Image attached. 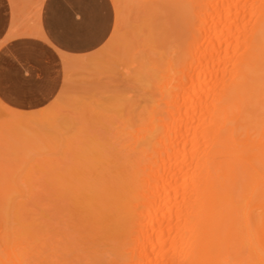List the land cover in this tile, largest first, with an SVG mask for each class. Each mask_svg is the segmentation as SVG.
Returning a JSON list of instances; mask_svg holds the SVG:
<instances>
[{"label":"bare ground","instance_id":"1","mask_svg":"<svg viewBox=\"0 0 264 264\" xmlns=\"http://www.w3.org/2000/svg\"><path fill=\"white\" fill-rule=\"evenodd\" d=\"M111 2L117 14L128 7L125 0ZM136 2L135 13L127 11L134 24L128 14L118 15L104 42L115 61L136 64L134 92L125 96L128 100L115 92L117 105L130 104V111L122 112L130 117L113 116L119 120L113 128L109 115L100 117L107 109H96L98 123L86 112L93 116L87 121L97 125L91 130L95 134L84 139L73 133L76 141H66L67 153L60 152L65 157L30 165L43 177L35 183L29 171L21 179L32 188L27 190L40 191L28 193L37 197L32 203H18L20 214L1 213L6 197L17 191L12 176L17 166L6 163L28 166L31 161L25 163L22 154L32 142L15 130L17 120L11 128L22 141L13 139L24 148L10 147L7 155L3 142L16 134L0 139V264H264V0ZM119 21L132 26L122 31L133 32L130 36L119 38L122 26L114 28ZM115 39L119 44L112 49ZM140 58L145 65L137 69ZM96 70L107 84L121 87L123 78L131 83L123 74ZM113 77L117 83L110 82ZM98 81L90 86L101 90L91 99L116 88L105 82L108 89H103ZM134 97L139 101L132 102ZM40 181L46 187L36 185ZM36 205L48 213L40 218L45 227L33 218ZM8 220L16 227L11 233Z\"/></svg>","mask_w":264,"mask_h":264},{"label":"rangeland","instance_id":"2","mask_svg":"<svg viewBox=\"0 0 264 264\" xmlns=\"http://www.w3.org/2000/svg\"><path fill=\"white\" fill-rule=\"evenodd\" d=\"M42 1L43 0H40L39 1V3H38V9L40 10V7H41V5H42ZM118 1H120V0H118ZM127 1H129V0H127ZM126 0H125V5H127L128 7L127 8H125L126 9V11L125 10H123L124 8H122L121 6V14H120V12H119V14H117L116 13V9H115V6H114V4L112 5V7H113V11H114V14H115V16H114V26L116 25V27H117V21L119 20L118 19V17L120 16L121 18L122 17H125V16H127L126 14H128V16L127 17H129V24L131 25V24H134V22H135V20H133L132 18L134 17V16H130V15H134V14H132V13H135V12H132V11H135V5L136 6H138L137 4H139L138 2H136V0H131V1H134V2H136L135 4H132V5H134V6H132L131 5V1H129V2H127ZM138 1V0H137ZM143 1H145V0H143ZM110 2H111V0H110ZM127 3H129L130 5H131V7H129V5L127 4ZM133 3V2H132ZM111 4H112V2H111ZM119 5H121V2H120V4ZM122 5H123V3H122ZM124 5V6H125ZM140 7H141V5H139ZM133 7H135V8H133ZM140 7H137V8H140ZM129 9V10H128ZM137 11H138V9H136ZM125 11V12H124ZM127 11H129V12H132V13H128ZM122 12H124V14L125 15H123V16H121L123 13ZM130 14V15H129ZM119 15V16H118ZM135 18H138V17H136L135 16ZM115 19H116V21H115ZM121 20V19H120ZM125 20H127V18H125ZM139 20H141V19H139ZM143 20H144V18H143ZM127 22L128 21H126V23L125 24H127ZM144 22V21H143ZM119 23H120V25H119V28H116V27H114L115 29H120V26H122L123 25V23H124V21H122V23H121V21H119ZM139 22H137L136 24L137 25H139L138 24ZM124 24V25H125ZM129 24L128 25H125L124 27L122 26V30H117V32L118 33H121V35L119 36V38L120 37H122V38H125V37H128V36H130V33H133V32H130L129 33V31H131V30H129L130 28H132V26L130 27L129 26ZM144 26H145V24H143ZM141 26V25H140ZM130 27V28H129ZM146 27V26H145ZM144 27V28H145ZM123 28H125V31L126 30H129V31H127L126 33H128V35H126V33H122V31H124L123 30ZM127 28V29H126ZM133 28H135V27H133ZM137 28H139V26H137ZM144 28H142V29H144ZM139 30H141V29H139ZM124 31V32H125ZM138 32H140V31H138ZM145 32V31H144ZM118 33H117V35H118ZM136 33V32H135ZM115 34H116V31H115ZM143 33H141V35H142ZM117 35H114L115 36V38L117 39ZM122 35H124V36H122ZM141 35H139L138 36V38H137V41H140L141 43H142V39H141ZM146 36V35H145ZM132 37H133V35H132ZM137 37V36H136ZM143 37H144V35H143ZM145 38V37H144ZM116 39L114 40V41H116ZM129 39H131V37L129 38ZM136 39V38H135ZM135 39H131L132 41L133 40H135ZM113 40V39H112ZM121 40V39H120ZM120 40H118V41H120ZM114 41H111V42H114ZM136 41V42H137ZM117 42V41H116ZM141 43H138L139 45H141ZM114 44V45H113ZM119 44V42H117V43H112L110 46H112V49H114V46L115 45H118ZM104 45L105 44H103L99 49H97V50H95V51H93V52H90V53H87V54H81V55H76V56H73V57H67V56H61L60 57V64H61V66H62V69H61V73H62V76H61V84H60V88L58 89V92L55 94V96H54V98H52L51 100H49V101H46V102H38V103H36L35 105H38L39 104V106H37V107H35V108H16V107H14V106H12V105H10V104H8L7 102H4L3 100H1L0 99V126L1 125H3V124H5L6 125V127H5V125H3L4 126V128L3 129H1L2 127H0V139H7V138H5L4 136H6V135H3V134H7L8 136L10 135V134H12V135H14V134H16V133H14L13 132V128H11L12 126L13 127H17V129H15V130H19V131H17V132H19L20 134H22V135H24L26 138H28L31 142H32V144H30L31 142H29V144L31 145V147H30V145H29V148H24L23 146H21L20 145V143H16V141H18V140H14V139H16V137L15 136H19V137H17L19 140L21 139L20 137V135H18L19 133H17L16 135H14V137H12V136H10L13 140H11V138H8L7 139V141H10V143H7V141H4V140H0V142L2 141H4L3 143H4V145L1 143V145H3L4 147L2 148L3 149V151H4V149L6 148V153H7V155H10V154H12V152H10V154H8L9 152L8 151H10V147H15V148H24V149H26L25 151H24V153L22 154V156H25L24 157V160H25V163L27 162V163H29L30 161V163L28 164V166H26L25 165V167L23 168V164H24V162H22V161H14L15 163H13V162H11L10 160V158H9V156H6V158L11 162V163H6V164H9V165H7V166H10L11 164H12V166H17V167H13L14 168V174L16 175H12L14 178V182H15V184H14V186H15V188H16V192L14 191V192H11L7 197H6V199H5V201H4V203L6 204L3 208L1 207V209H3L2 211H1V213H3V214H5V212L6 211H10V213H9V215H12V213H16V208L19 206L18 205V203L20 202V201H23V202H25V203H29L30 202V199H35V198H37L35 195V198H30V197H28L29 196V194L28 193H30V191H37V192H39L40 191V189L37 187V186H35L34 184L35 183H37L42 177H40V178H38V175H40V173H38L37 172V170H35V172L34 171H31L32 169H34V167H36V166H38L37 164L38 163H40L39 162V160L40 161H43L42 159H49L48 157H50V159L49 160H53L54 162H55V160L56 161H58L57 159H59L60 157L62 158V157H65V155L64 154H62V153H60V152H63L64 150H67V149H64V145L67 143L68 144V142H71V143H74V142H72V141H76V136H81V137H86V138H84V139H87L89 136H92V135H94L95 134V132L94 133H92V131L93 130H95L94 129V127L95 126H97V125H92L93 123H91L90 124V122H94V123H98L99 121V118L97 119V117L100 115V114H98V110H96V109H99V111H101V109H100V107L102 108V110L104 109V110H106L107 109V111H101V112H99V113H101L102 115H100V117H102V116H104V117H106L107 115H109V117H107V118H110L111 119V122H113V124H112V127L114 128V125L115 126H117V125H119V124H116L120 119H123V117L125 116V114H123V113H126V111H128V109H129V111H130V108L128 107L129 105H128V101H124L125 103H124V105H123V103L122 104H120V103H118L119 105H121V106H119V105H117V101L119 100L118 99V97H115V96H117V94H119L120 96H122V98H124V99H126L125 98V96L126 97H128V96H130V92H134V90L132 89V86H131V84H134V82H132V79L135 77V75H132V71H134L135 69H133L132 70V68H134L133 66L134 65H136V64H133L132 65V67H129V66H126V67H128V68H126L124 65L126 64L127 65V63L125 62V64H121V63H118V61L116 60L115 61V56L114 55H112V56H110L109 54H111L110 52L111 51H109V52H106V50H104ZM107 48V47H106ZM111 49V50H112ZM114 51V50H113ZM109 53V54H108ZM109 56V57H105V56ZM141 59V58H140ZM141 61H143V62H141V63H143V64H141V63H139V62H137L138 64H140V65H142V66H140V68H138V66H136L137 67V69H141V68H144V66L143 65H145V63H144V60L143 59H141ZM121 62V61H120ZM137 64V65H138ZM96 69H100L101 71H108L109 70V72L111 71V72H116V74H118V76H120L121 75V78H123V76H125V77H129V78H127V80L129 79V80H131V83H130V85L128 86L127 84H124V83H126V82H128L129 83V81H125L126 80V78H123L124 79V81H119V85L121 86V87H124V86H127V87H124L123 89H121V87H119L117 84L116 85H114V86H116V88H114V89H112V91L111 92H107L106 90V92H104L105 94L104 95H107V93L108 94H110V95H113V94H115V92H117V94H115V95H113L114 97L112 98V96H110V95H108V96H102V94H100V95H96V97H94V98H89V97H92V96H94L97 92H99V91H97V90H101V89H98L97 88V90H96V88H92V87H94V86H90V85H92L93 83V81H97V80H99L98 82H101V84H99V85H102V88L103 89H105V88H107V87H109V89H111V86H113L112 84H107L109 81H107L106 82V80L104 81V77H98V74H94V73H96L97 72V70ZM126 70H128V71H126ZM142 70H144V69H142ZM96 71V72H95ZM101 71H98L99 73H101ZM144 71H136V73H143ZM103 73H105V75H106V72H103ZM102 73V74H103ZM113 73V74H114ZM127 73V74H126ZM120 74V75H119ZM122 74H123V76H122ZM135 74V73H134ZM96 75V76H95ZM109 75H111L110 73H109ZM100 76H103V75H100ZM107 76V75H106ZM117 76V77H118ZM109 77V76H108ZM107 77V79L109 80V78ZM114 77H116V76H114ZM114 77H113V79H114ZM121 78H119L118 80H120ZM136 78V77H135ZM112 79V78H111ZM117 80V81H118ZM122 80V79H121ZM116 80L114 79L113 81H110V82H114V83H117V82H115ZM87 82H89V83H87ZM105 82H106V85H108L107 87L104 85L105 84ZM124 82V83H123ZM121 83H123V86L121 85ZM88 84V85H87ZM95 85H98V83H95ZM140 84H138V86H139ZM89 86L91 87V88H89ZM131 86V87H130ZM137 86V85H136ZM97 87V86H96ZM99 88H101V86L99 87ZM126 88V89H125ZM108 89V88H107ZM122 90H126V91H128V92H125L123 95H121V93L122 92H124V91H122ZM132 90V91H131ZM104 91V90H103ZM114 92V93H113ZM121 92V93H120ZM112 93V94H111ZM118 95V96H119ZM109 97V98H108ZM91 99V100H89V99ZM129 98V97H128ZM86 99H88L89 101H87V103L86 102H83L84 100H86ZM124 99H122V100H124ZM134 99L135 100H138L139 101V99H136V97H134V98H132V102H134ZM93 100H95V101H97V102H90V101H93ZM126 100H128V99H126ZM101 102H103V104H99V103H101ZM119 102H122V101H119ZM42 103V104H41ZM82 103V104H81ZM84 103H86L87 105H88V103H91V104H89V105H91L92 106V104H94V103H96V105L94 104V106L93 107H97V108H94V109H90L89 107L87 108V106L85 107V108H87L86 110H84V111H81V109L83 108V109H85L84 107H82V105L84 104ZM135 103L138 105L139 104V102H137V101H135ZM86 104H84V105H86ZM107 104L110 106V107H107ZM135 104V105H136ZM80 105H81V107H80ZM98 105H100V106H98ZM112 105H114V107H115V109L113 108L112 109ZM135 105H133L132 107H134ZM90 106V107H91ZM122 106H123V108H122ZM131 107V109H134V108H132ZM81 108V109H80ZM79 109H80V111H79ZM78 110V111H77ZM93 110H95V111H93ZM111 110V112H108V111H110ZM115 110V111H114ZM125 110V111H124ZM92 112L91 114H93V116H91V115H87V113H90V112ZM117 111V112H116ZM119 111V112H118ZM81 112H84V113H81ZM87 112V113H86ZM97 114H96V113ZM106 112L108 113V114H106ZM123 112V113H122ZM132 112V111H131ZM137 112L139 113L140 111H136V112H134V114L135 115H137ZM95 113V114H94ZM103 113H105V114H103ZM120 113H121V115L123 114V117L120 115ZM115 114H119V115H115ZM128 114V113H127ZM134 115V116H135ZM81 116L83 117L82 119H79V118H81ZM84 116H87V119H85L86 121L84 122V118H86V117H84ZM113 116H115V117H120V118H116V119H119V120H117V122L115 121V119H113V118H115V117H113ZM91 117H93V118H95V119H93L94 121H92V119H90V122L89 121H87L89 118H91ZM128 117H130L129 115H126V117H124V119L125 118H128ZM103 118V117H102ZM101 119V118H100ZM104 119V118H103ZM19 121L20 122V124L19 125H17V126H15V124H14V122L15 121ZM108 120V119H107ZM80 121V122H79ZM115 121V122H114ZM87 122V123H86ZM103 122V121H102ZM82 123V124H81ZM8 124H12V125H10V126H8ZM85 124H86V126L88 125V127H86L85 126ZM99 124H101V122L99 123ZM98 124V125H99ZM81 125H84L83 127H80ZM102 125V124H101ZM103 125H105V122H104V124ZM102 125V126H103ZM8 126V127H7ZM91 126H93V127H91ZM107 126H109V125H105V127H107ZM111 126V125H110ZM109 126V127H110ZM101 127V126H100ZM104 127V126H103ZM80 128V129H79ZM89 129V131H86L85 129ZM108 128V127H107ZM7 129V130H6ZM13 129V130H12ZM93 129V130H92ZM111 129V128H110ZM2 130H3V132H2ZM11 130V131H10ZM14 130V131H15ZM92 130V131H91ZM6 131V132H5ZM81 133H80V132ZM90 131H91V133H90ZM10 132V133H9ZM12 132V133H11ZM88 132V133H87ZM100 131H98V133H99ZM73 133H75L76 134V136H74V134ZM79 133V134H78ZM98 133H96V134H98ZM84 134V136H82ZM2 135V136H1ZM26 135H28V136H26ZM8 136H6V137H8ZM70 136V137H69ZM73 136V138H71ZM25 137H22V139L24 138L25 139ZM34 139V140H33ZM40 140V141H36V140ZM66 139H68V140H66ZM65 140V141H64ZM20 141H22V140H20ZM25 141H28V140H25ZM34 141H36L35 143H34ZM66 141H68V142H66ZM85 141H87V140H85ZM90 140H88L87 142H89ZM11 142H15L14 143V145L15 146H13L12 145V143ZM5 144H7V146H5ZM10 144H11V146H10ZM20 145V146H19ZM40 145V146H39ZM26 146V145H25ZM28 146V145H27ZM33 146H36V147H34V148H36V149H33L32 147ZM48 146H51L52 148H50V147H48ZM68 146V145H67ZM41 147V148H40ZM7 148H9V150L7 149ZM31 149H33V150H31ZM39 149V150H38ZM63 149V150H62ZM16 150V149H15ZM22 150V149H21ZM38 150V151H37ZM52 150V151H51ZM31 151V152H30ZM34 151V152H33ZM17 153L18 152H20V151H16ZM26 152H28L27 154L28 155H26L25 153ZM17 153H15L17 156H19ZM40 153V154H39ZM56 153V154H55ZM57 153H60V155H58ZM63 153H67V151H65V152H63ZM54 155V156H53ZM55 155H58L59 157H56ZM11 156H13V155H11ZM52 157H54V158H56V159H54V158H52ZM22 158L23 157H21L20 158V160H22ZM44 159V160H45ZM12 160H14V159H12ZM18 160V159H17ZM23 160V161H24ZM60 160V159H59ZM45 161H47V160H45ZM35 162V163H34ZM48 162H50V161H48ZM21 163V164H20ZM45 163V162H44ZM13 164H15V165H13ZM31 164H33V168H30V169H28L29 167H32V166H30ZM36 164V165H35ZM43 164V163H42ZM19 165V166H18ZM20 166H21V168H23V169H21L20 168ZM15 168H19V169H16V171H15ZM26 168V169H25ZM37 168V167H36ZM30 171V174L31 175H33V176H31L30 178H32V177H35V178H33V181L35 182V183H33V182H30V186H32V184L31 183H33V185L36 187V188H34L33 190H27V189H32V188H28V186L27 185H29V184H27L26 185V183H22L23 182V178H25V176L27 175L26 174V172H29ZM15 172H17V173H15ZM32 172H34V173H32ZM43 173L44 172H42L41 174L43 175ZM24 176H23V175ZM29 174V173H28ZM37 174V175H36ZM20 175H21V177H20ZM36 175V176H35ZM45 178V177H44ZM16 179H18V180H16ZM21 179H23L22 181H21ZM36 179H38L37 181H35ZM30 180H32V179H30ZM43 180H45V179H43ZM26 182V181H25ZM41 182L42 181H40V183L39 184H36V185H38L39 187H43L44 185H41L40 186V184H41ZM20 183V184H19ZM23 184L24 185H26L25 187L23 186ZM34 186H32V187H34ZM44 187H46V186H44ZM19 188V189H18ZM21 189V190H20ZM44 189V188H43ZM48 189V188H47ZM36 192V193H37ZM20 193H22V195L23 196H25V197H23V196H21V194ZM28 194V195H27ZM31 194H33V193H30V195ZM40 195V194H39ZM39 195H37V196H39ZM20 197H23L24 198V200H22ZM14 198V199H13ZM29 198V199H28ZM28 201V202H27ZM33 202H34V200H33ZM30 203H32V202H30ZM17 205V206H16ZM21 205V204H20ZM24 206H25V204H23ZM27 205V204H26ZM31 205V204H30ZM28 207H30V206H28ZM35 207V206H34ZM37 207H39L38 205H36V208ZM12 208H14V209H12ZM20 208V207H19ZM22 208H26V209H28L27 208V206L26 207H22ZM42 208H44V206L43 207H39V209H38V211H37V213H35V212H33V213H35L34 215H33V218H35V217H38V219L36 218L35 220H37V221H39L40 223V225L41 226H44V225H42L41 224V222L43 221V219L42 220H40V218H42L43 217V215H45V214H47L48 215V213L47 212H44V211H42V210H40V209H42ZM6 209V210H5ZM45 209V208H44ZM13 210V211H12ZM18 210H20V209H18ZM17 210V211H18ZM29 210H31V209H29ZM33 210V209H32ZM4 211V212H3ZM12 211V212H11ZM33 211H35V210H33ZM20 212V211H19ZM45 213V214H44ZM16 214H20V213H16ZM31 214V213H30ZM30 214H28V215H30ZM3 216V215H2ZM5 216H7L8 218H10V219H13V217H9L8 216V214H6ZM5 216H3V217H5ZM32 216V215H31ZM31 216H29L28 218H32ZM16 217H17V215H16ZM23 217V216H22ZM21 217V218H22ZM6 218V217H5ZM43 218H46V216H44ZM46 221V220H45ZM9 222H11V220H8V221H6V223H8L9 224V226L7 227L8 228V230H9V227L11 226V228L12 229H10L9 230V232H7V233H11V231L13 230V229H15L16 227H13L12 225H10V223ZM6 223H4L3 224V228H4V225L6 224ZM12 223V222H11ZM14 223V222H13ZM12 223V224H13ZM44 223H47V222H44ZM46 226V225H45ZM44 226V227H45ZM2 228V229H3ZM42 228V227H41ZM1 229V230H2ZM43 230V228L41 229V231ZM1 232V231H0ZM42 233H45V232H42Z\"/></svg>","mask_w":264,"mask_h":264},{"label":"crops","instance_id":"3","mask_svg":"<svg viewBox=\"0 0 264 264\" xmlns=\"http://www.w3.org/2000/svg\"><path fill=\"white\" fill-rule=\"evenodd\" d=\"M39 1L0 0V99L16 108L54 98L60 57L99 49L114 25L110 0Z\"/></svg>","mask_w":264,"mask_h":264}]
</instances>
